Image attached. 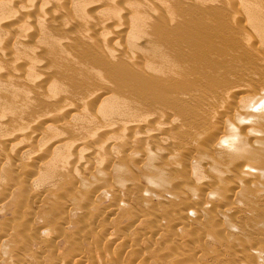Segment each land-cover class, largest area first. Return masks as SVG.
I'll list each match as a JSON object with an SVG mask.
<instances>
[{"label": "rangeland", "instance_id": "rangeland-1", "mask_svg": "<svg viewBox=\"0 0 264 264\" xmlns=\"http://www.w3.org/2000/svg\"><path fill=\"white\" fill-rule=\"evenodd\" d=\"M1 1L5 4L0 2L4 9L0 6V13L3 12L0 14V77L5 78H0V264H264V171L261 170L264 168V40H259V43L256 38V44L255 41L248 42V37L254 39L255 32L243 23L244 26L240 24L239 28L242 26L246 33L243 35L242 28L240 32H236L240 29L233 25L236 18L232 13L235 9L234 12L240 10L239 13L256 10L264 14V0H239V3L238 0H231V4L238 3L239 8H236L235 3L236 7L231 5L229 0H178L181 3L180 9L177 8V0V5L174 0H8V3H15H9L8 7L6 0ZM215 1L218 4H215ZM212 3L215 4L214 7L219 5L218 9L225 8H215L220 13L218 15L225 18L224 22L222 17L214 16L217 11ZM229 5L234 7L231 8L232 11ZM187 7L190 11L194 9L198 18L206 13L209 18L203 20L202 16V19L199 18L201 21L213 19V23L220 25L221 22L225 24V21L229 20L228 24H221L224 27H219L226 34L227 30L231 29L225 26L232 25V32L228 31L227 38L225 37L223 42L220 41L224 44H217L215 41L218 39H214L217 46L213 45L215 49L220 48V45L223 50H227L222 53H226V56L222 57V51H218L222 48L215 50L213 46H209L212 44L202 39L205 38L203 31H207L200 27L206 23H199L200 20L195 18L196 14L192 11L190 14ZM228 7L232 14L226 12ZM227 14L231 16L229 19ZM141 15L143 17H140ZM179 17L182 18L178 19ZM181 19L186 22L185 25ZM239 19L241 18L237 17L236 20L241 22ZM216 20L221 22L217 23ZM230 21L233 24L230 25ZM153 22L157 26L159 23L161 27L155 25L156 29L152 26ZM176 23H179V30L176 29ZM191 23H194L195 29ZM182 26L186 28L180 30ZM150 28L156 31L161 28L160 31L164 34H158L160 31H152ZM190 28L195 30V34L198 33L197 36L201 31L204 35L200 34V39L193 38V35L190 37V33L194 31ZM175 29L179 34L184 33L186 29L187 33L190 32H185L187 35H179ZM170 31L176 32L175 36ZM144 32L150 34L146 35ZM229 33L235 36L229 35L228 38ZM171 35L180 42L171 39ZM189 37L197 40H194V46L196 43L203 45L205 42V48L206 45L212 47L214 52L216 51L215 54L211 48L212 54L208 51L209 48L206 50L204 45L185 47L183 42L191 41ZM114 40L121 47L124 44L127 51L124 46V50H115L114 48L119 46H115ZM168 40H172V43ZM198 40L202 43H198ZM126 42L131 47V54L128 52L129 47L125 45ZM163 42L168 44L164 45ZM149 44L154 46V50L149 48ZM252 44L254 49L257 47L259 50L255 49L256 52H253ZM224 45H227V49ZM165 46L172 50V53L166 51ZM184 47L189 50L183 51ZM200 47L203 48L202 51L206 50L205 55L202 52L204 57L199 54ZM148 48L153 51L149 53L156 54L151 56L148 53V56ZM11 49L12 53H16H10ZM108 50L116 55L117 50L124 53L118 54L122 55L121 60L117 56L118 64L113 63L116 59L112 58L111 62V57L107 58L106 53L110 54ZM190 50L194 53L198 51L200 56L196 53L197 56L194 55L202 59L197 61L198 64L194 61L196 59H192L193 52ZM125 51L131 60H128ZM143 51L146 54L144 57ZM100 52L103 56L106 54L104 58ZM165 53L169 54L168 57ZM55 54L59 58L56 59ZM160 54L162 58L159 57ZM69 55L74 57L75 61L67 58ZM176 55L181 57L177 58ZM132 58L135 63L129 64ZM42 60L47 62V66H44L45 61ZM164 60H169L167 66ZM108 61L111 66L116 67L111 69ZM151 62H155V65ZM207 62L208 65H213L209 67ZM159 63L161 66L163 63L165 67L159 66ZM86 64H90L88 68ZM128 64L132 68L137 67V70L131 69ZM34 65L39 66L41 70H37L43 76L35 68V71H32ZM172 65L175 68L171 67ZM144 66L161 72H150L151 69L149 71ZM45 67L50 68L47 71ZM64 67H67V70L74 69L67 71ZM115 68L118 70L115 71ZM176 68L180 70L174 71ZM95 69L100 72H93ZM104 69L105 75L116 74L109 75V78L112 77L111 82L107 76L103 79ZM6 70L10 71L8 76ZM60 70H66L64 74L67 76L63 73L60 76ZM3 71L4 73H1ZM53 71L56 74H49ZM131 76H135V80L132 79L134 86L130 80ZM150 76L152 79H149ZM73 77L75 80L70 79ZM139 78L141 81L136 84ZM148 79L149 82L152 80L151 85H155L152 87L154 91L150 84H140L148 82ZM153 79H157V83L163 88L160 89L156 82L157 85L154 84ZM19 80L21 83H18ZM75 81L77 82L74 84ZM166 84L174 91H170L168 87L166 89ZM146 85L150 91L146 90ZM49 86H52V90ZM54 86H57L56 89ZM107 86L109 89L107 88L106 93ZM137 87L143 88V92L141 89L139 92ZM96 88L105 91V95L99 89V93L103 95L100 97ZM61 92L65 94L66 100ZM256 96L262 99L257 97L256 100ZM36 99L38 100L35 101ZM253 99L260 101L257 103H261L262 107ZM252 100L253 104L256 103L253 108L252 102H249ZM57 103L62 106L54 107ZM106 104L112 106L107 107ZM121 104L125 106L122 107ZM244 104L250 105L247 112L241 109ZM104 105L106 109L101 107ZM235 108L243 112L238 113L239 110ZM245 113L251 114L246 115L249 119L251 117V121ZM46 116L50 120L45 119ZM40 118H44L45 122L42 119L40 122ZM225 119H233L238 126L234 123L236 128H225ZM51 120L59 123H53ZM48 126L56 127L48 129ZM217 129H220L218 133ZM257 129H261L260 133ZM221 130L223 134L229 131L234 136L233 138L229 134L234 139L233 143L237 145L223 146L225 137L229 135H222ZM255 130L258 133H255ZM77 143H81L78 148L75 147V144L79 146ZM76 152H80L79 155ZM258 164H261V169ZM214 221L216 224H213Z\"/></svg>", "mask_w": 264, "mask_h": 264}, {"label": "bare ground", "instance_id": "bare-ground-1", "mask_svg": "<svg viewBox=\"0 0 264 264\" xmlns=\"http://www.w3.org/2000/svg\"><path fill=\"white\" fill-rule=\"evenodd\" d=\"M4 1H5V0H4ZM6 1H7V7H8L10 1H9V3H8V0H6ZM6 1H5V2H6ZM12 1H13V0H12ZM15 1H16V0H15ZM216 1H217V0H216ZM216 1H215V2H216ZM222 1H223V0H221L220 2H222ZM242 1H243V0H242ZM244 1H245V0H244ZM253 1L255 2L256 0H253ZM253 1H251V2H253ZM0 2H2V1L0 0ZM174 2H176V1L174 0ZM174 2H173V3H174ZM177 2H178V0H177ZM177 2L174 3V4L177 5ZM228 2H230V4H231V0H229ZM239 2H241V1L238 0V3H239ZM248 2H249V1H248ZM254 2H253V3H254ZM263 2H264V1H263ZM2 3H4V2H2ZM2 3H1V5H2ZM223 3H225V1H224ZM234 3H235V2H232L231 5H234ZM238 3H237V4H238ZM257 3H258V2H257ZM261 3H262V2H261ZM4 4H5V3H4ZM4 4H3V5H4ZM10 4H13V2L10 3ZM14 4H15V3H14ZM14 4H13V5H14ZM74 4H75V3H74ZM180 4H181V3L178 2V6H179ZM212 4H213V3H212ZM215 4H218V3L216 2ZM215 4H213V8H214V9L217 8V6H219V5H217L216 7H214ZM235 4H236V3H235ZM237 4H236V6H237ZM240 4H242V3H240ZM244 4H245V3H244ZM244 4H243V5H244ZM255 4H256V3H255ZM1 5H0V6H1ZM76 5H77V4H76ZM76 5H75V6H76ZM78 5H79V4H78ZM78 5H77V6H78ZM220 5H222V4H220ZM231 5H229V7H230V11H232V9H234V7H236V6L234 5V7L232 8ZM246 5L248 6L247 1H246ZM259 5H260V3H259ZM10 6H11V5H10ZM224 6H225V5H224ZM239 6H240V5H239ZM239 6H237L236 8H239ZM251 6H252V4H251ZM263 6H264V5H263ZM2 7H3V6H1V8H2ZM5 7H6V6H5ZM5 7H4V8H5ZM229 7L226 8V9H227L226 12L228 11ZM244 7H245V5H244ZM244 7H243V8H244ZM255 7H256V6H255ZM257 7H258V6H257ZM261 7H262V6H261ZM177 8L180 9V6L177 7ZM189 8H190V7H189ZM222 8H223V7H222ZM222 8L220 7L219 9L221 10ZM231 8H232V9H231ZM245 8H246V7H245ZM2 9H3V8H2ZM185 9H186V7H185ZM187 9H188V7H187ZM191 9H192V8H191ZM219 9L217 8V10H219ZM223 9L225 10V8H223ZM223 9H222V10H223ZM241 9H242V8H241ZM248 9H249V8H248ZM261 9H262V8H261ZM3 10H4V9H3ZM3 10H1V12H2ZM181 10H182V8H181ZM188 10H189V9H188ZM193 10H194V9H193ZM193 10H191V11L195 13V10H194V11H193ZM215 10H216V9H215ZM217 10H216V11H217ZM234 10H235V9H234ZM234 10H233V12H232L233 15H234V18H236V19H237V17L241 18V19H239V20H241V22H240V21L238 22V20L235 19L236 21L233 20V21H234V24L231 23V21H230V25H231V24H233V25H237V27L239 28L240 24L242 25V23H243V24H246L247 26H249L250 28H252V30H254V32H255V37H254L253 40H252L250 37H248V38H247L248 42H249V41H251V42L253 41V43H254V41L256 40V38H258V39H257L258 42H259V40H260V41H261V40H264V14H263L262 12H258V11H256V10H253V11L245 10L244 13H239V12H240L239 9H237V10H239V11H237V12H236V11L234 12ZM242 10H243V9H242ZM257 10H258V9H257ZM179 11H180V10H179ZM183 11H184V10H183ZM185 11H187V10H185ZM191 11L189 10L190 14H192ZM204 11H205V10H204ZM211 11H212V10L209 11L210 14L212 13ZM4 12H5V11H4ZM205 12H206V11H205ZM207 12H208V11H207ZM209 12H208V13H209ZM214 12H215V11H214ZM220 12H222V11H220ZM224 12H225V11H224ZM228 12H229V11H228ZM2 13H3V12H2ZM2 13H0V14H2ZM182 13H183V12H182ZM194 13H193V16H194ZM200 13H204V12H200ZM208 13H207V14H208ZM216 13H217V15H214V16H216V17H222V16L218 15L219 11H217ZM229 13H230V12H229ZM232 13H230V14H232ZM170 14H171V13H170ZM185 14H186V13H185ZM187 14H188V12H187ZM187 14H186V15H187ZM195 14H196V13H195ZM205 14H206V13H205ZM205 14H204L205 18H204V16H203L202 14H200V15L203 16V20H204V19L207 20V19L209 18V17H208L207 15H205ZM213 14H214V13H213ZM213 14H211V15H213ZM219 14H220V13H219ZM225 14H226V13H225ZM239 14H240V15H239ZM188 15H189V14H188ZM208 15H209V14H208ZM211 15H210V17L213 18ZM228 15H229V14H227V16H228ZM183 16H184V14H183ZM191 16H192V15H191ZM191 16H190V17H191ZM196 16H197V14H196ZM202 16H201V17L199 16V18L202 19ZM224 16H225V15H224ZM227 16H225V17H227ZM138 17H139V15H138ZM138 17H137V18H138ZM140 17H143V16L141 15ZM177 17H178V16H177ZM177 17H176V18H177ZM188 17H189V16H188ZM206 17H207V18H206ZM216 17H215V18H216ZM230 17H231V16L229 15V17H228L227 19H229ZM170 18H172V17L170 16ZM180 18H182V17H179L178 19H180ZM185 18L188 19L187 17H185ZM195 18H198V16L195 17ZM199 18H198V21L200 20ZM223 18H224V17H222V19H221V18H220V19L223 21V20H225V18H224V19H223ZM234 18H233V19H234ZM139 19H140V18H138V20H139ZM186 19H185V20H186ZM189 19H190V18H189ZM220 19H219V20H220ZM242 19H243V20H242ZM140 20H141V19H140ZM140 20H139V21H140ZM143 20H144V19H143ZM168 20H169V19H168ZM181 20H182V22H183V19H181ZM185 20H184V21H185ZM190 20H193V19H190ZM206 20H205V21H201V20H200V22H199V23H201V24H202V22H205V23H206V24L203 23V24H205V25H204V26L202 25L203 27H200V28H203V30L205 29V30L207 31V32L203 31V32L205 33L206 36L202 33V31H201V33H200V32H199V33L201 34V36H202V34L204 35L205 38H202V39H205V40H206V43H208V44H212V45H209V46H213V45H215L217 42L220 43V41L224 40L225 37L227 36L226 34H227V32H228L229 30H227L226 34H224V33L222 32V29H220V28H221V27H224V26H222V25L228 24L229 20H228V21L226 20L225 22H227V23H225V24H223L224 21L221 22V21H217V20H216L217 23H220V22H221V23H220V25L222 24L221 27H219L220 25H216L215 23H213V22H215V21H212L213 19H212L211 21H209L210 19H209L208 21H206ZM214 20H215V19H214ZM230 20H231V19H230ZM39 21H40V20H39ZM146 21L148 22V20H146ZM157 21H158V20H157ZM169 21H171V19H170ZM187 21H188V20H187ZM193 21H194V20H193ZM195 21H196V20H195ZM195 21H194V22H195ZM198 21H197V22H198ZM242 21H243V22H242ZM137 22H138V21H137ZM143 22H144V21H143ZM155 22H156V20H155ZM174 22H175V21H174ZM178 22L180 23V21H178ZM197 22H196V23H197ZM244 22H245V23H244ZM131 23H132V22H131ZM148 23H149V22H148ZM179 23H178V24H179ZM183 23H184V22H183ZM185 23H186V22H185ZM185 23H184V25H185ZM188 23H189V22H188ZM188 23H187V24H188ZM196 23H195V24H196ZM142 24H143V23H141V25H142ZM150 24H151V23H150ZM160 24L162 25L161 20H160ZM178 24L176 23L175 26H177ZM191 24H192V23H191ZM193 24H194V23H193ZM193 24H192V26H193ZM197 24H198V23H197ZM201 24H200V25H201ZM20 25H21V24H20ZM136 25L138 26L137 23H136ZM153 25H154V26H153ZM155 25L157 26V24H154V22H153L152 26H153V27H156ZM161 25H159V23H158V26H157V27H159V26L161 27ZM182 25H183V24H182ZM246 25H245V26H246ZM39 26H41V23H40ZM130 26H131V25H130ZM130 26H129V27H130ZM150 26H151V25H150ZM152 26H151V27H152ZM180 26H181V24H180ZM190 26H191V25H190ZM227 26H228V25H227ZM227 26H225V28H227V29H228V28L231 29V31H229V32L231 33V32H232V25H231V26H228V27H227ZM242 26H244V25H242ZM242 26H241L240 28H242ZM21 27H22V26H21ZM157 27H156V29H157ZM188 27H189V24H188ZM196 27H197V26H196ZM198 27H199V25H198ZM230 27H231V28H230ZM18 28H19V26H18ZM172 28H173V27H172ZM174 28H175V27H174ZM178 28H179V27L177 26L176 29L179 30ZM180 28H181L180 30H182V28H186V26H185V27L182 26V27H180ZM193 28L195 29V26H193ZM193 28H190V29L194 30ZM225 28H224V29H225ZM240 28H239V29H240ZM151 29H152V31H153V30L156 31V29H153V28H150L149 30H151ZM170 29H171V28H170ZM176 29H175V30H176ZM197 29H198V28H197ZM234 29L236 30V28H234ZM234 29H233V30H234ZM242 29H243V28H242ZM160 30H161V28H160V29L158 28V30H157L156 32H158V31H160ZM171 30H174V29H171ZM177 30H176V32H177ZM188 30H189V28H188ZM192 30H191V31H192ZM235 30H234V31H235ZM237 30H238V29H237ZM252 30H250V31H252ZM16 31H17V30H16ZM152 31H151V32H152ZM186 31H187V29H186ZM186 31H184V33H185ZM198 31H200V30L198 29ZM224 31H226V30H224ZM240 31H241V29H240L239 31H236V32H240ZM243 31H244V29H243ZM116 32H117V31H116ZM147 32H148V31H147ZM170 32H172V31H170ZM173 32H174V31H173ZM173 32H172V34L174 35L176 32H175V33H173ZM179 32H180V31H179ZM189 32H190V31H189ZM189 32H188V33H189ZM193 32H194V33H193ZM5 33H6V32H5ZM8 33H9V32H8ZM110 33H112V32H110ZM110 33H109V36H110ZM144 33H145V32H144ZM162 33H163V32L160 31L158 34H162ZM177 33H178V32H177ZM181 33H182V32H180V34H181ZM184 33H182V34H184ZM186 33H187V32H186ZM186 33H185V34H186ZM188 33H187V34H188ZM230 33L228 34V38H229ZM245 33H246V32L244 31L243 35H244ZM9 34H10V33H9ZM17 34H18V32H17ZM24 34H25V33H24ZM82 34H83V33H82ZM145 34H146V35H147V34L149 35L150 33H145ZM152 34H153V32H152ZM152 34H151V35H152ZM163 34H164V33H163ZM167 34H168V33H167ZM167 34H166V35H167ZM178 34H179V33H178ZM178 34H176V35H178ZM180 34H179V35H180ZM187 34H186V35H187ZM190 34H191V35H189V36H190V37H193V36H194L193 38H195V37H196V38H197V37L199 38V37H200V34H199V36L196 35V34H198L197 32H196V34H195V30L192 31ZM234 34H235V33H234ZM7 35H8V34H7ZM10 35L12 36V34H10ZM80 35H81V34H80ZM153 35H154V34H153ZM186 35L183 36V38L186 37ZM192 35H193V36H192ZM224 35H225V36H224ZM231 35H232V34H231ZM231 35H230V36H231ZM240 35H242V33H241ZM20 36H21V35H20ZM27 36H28V35H27ZM83 36H84V34H83ZM111 36H112V34H111ZM167 36H168L167 38L169 39V34H168ZM171 36H172V35H171ZM174 36H175V35H174ZM232 36H235V35H232ZM16 37H17V36L15 35V38H16ZM21 37H22V36H21ZM25 37H26V35H25ZM152 37H153V36H152ZM152 37H149V39L151 38V39L153 40L154 38H152ZM154 37H155V39H156V36H154ZM159 37H160V36H159ZM162 37H163V36H162ZM165 37H166V36H165ZM172 37H173V36H172ZM176 37H177V36H176ZM190 37H189V39H191V41L188 40V38H186L185 41L188 40L189 42H188V41L185 42L186 44L183 42L184 46H185V45H186L185 47H187V46H190V47H195V46H197V45H198L197 43L195 44V46L193 45L194 42L197 41V40H196V39H192V38H190ZM19 38H20V37H19ZM23 38H24V37H23ZM26 38H27V37H26ZM127 38H128V36H127ZM130 38H131V37H130ZM157 38H158V37H157ZM174 38H175V37H173V38H171V39H174ZM177 38L180 39V37H177ZM177 38H176V39H177ZM226 38H227V37H226ZM231 38H232V37H231ZM17 39H18V38H17ZM21 39H22V38H21ZM164 39H165V38L163 37L162 40L164 41ZM199 39H200V38H199ZM202 39H201V40H202ZM214 39H218V41H215ZM234 39H235V38H234ZM63 40H64V39H63ZM111 40H112V39H111ZM111 40H110V41H111ZM127 40L129 41V39H127ZM135 40H136V39H135ZM147 40H148V37H147ZM162 40H161V38H160V42H159L160 44L162 43V42H161ZM174 40H175V39H174ZM174 40H173V41H174ZM194 40H195V41H194ZM201 40H198V43H199V41L201 42ZM205 40H204V41H205ZM207 40H209V41H213V42L215 41L216 43L214 42V44H213V42L210 43L209 41L207 42ZM16 41H17V40H16ZM59 41H60V40H59ZM59 41H58V42H59ZM116 41H117V40H116ZM125 41H126V40H125ZM125 41H124V43H125ZM132 41H133V40H132ZM165 41H166V40H165ZM202 41H203V40H202ZM19 42H20V41H19ZM39 42H40V41H39ZM114 42H115V40H114ZM155 42H156V41H155ZM168 42H171V43H172V40H171V41L168 40ZM175 42H180V40H179V41L175 40ZM222 42H223V41H222ZM222 42H221L220 44H224V43H222ZM56 43H57V42H56ZM59 43H60V42H59ZM115 43H116V42H115ZM126 43H127V42H126ZM131 43H132V42H130L129 44H131ZM135 43H136V41H135ZM146 43H147V42H146ZM164 43H165V42H163V44H164ZM166 43H167V42H166ZM166 43H165V44H166ZM201 43H202V42H201ZM204 43H205V42H203V45H204ZM218 43H217V44H218ZM256 43H257V42L255 41L254 44H256ZM259 43H260V42H259ZM16 44H17V43H16ZM147 44H148V43H147ZM157 44H158V42H157ZM160 44H159V45H160ZM165 44H164V45H165ZM167 44H168V43H167ZM169 44H170V43H169ZM217 44H216L215 46H217ZM248 44H249V43H248ZM254 44H252V47H253ZM0 45H1V44H0ZM48 45H49V44H48ZM56 45H57V44H56ZM125 45L128 46V43L125 44ZM135 45H136V44H135ZM159 45H157L158 48H159ZM170 45H171V44H170ZM170 45H168V47H169ZM175 45H176V43H175ZM199 45H200V43H199ZM199 45H198V47H199ZM203 45H200V46L203 47ZM249 45H251V44H249ZM14 46H15V44H14ZM112 46H114L113 43H112ZM115 46H119V47H117V48H116V47H115V48L113 47L115 50L118 49V48H122V49L124 50V48H125L124 44H123L122 47H121V46L119 45V43H118V45H117V43H116ZM123 46H124V48H123ZM131 46H132V44H131ZM146 46H147V45H146ZM149 46H150V47H149ZM149 46H148L149 48H151V49L154 50V48H153L154 46H152L151 44H149ZM151 46H152V47H151ZM155 46H156V45H155ZM162 46H163V45H162ZM162 46H161V47H162ZM171 46H174V45H171ZM207 46H208V45H206V48H209L208 51H210V48H211V51L214 52V49H215L214 46H213L214 49H213L212 47H209V46L207 47ZM226 46H227V45H224L223 47L226 48ZM16 47H17V46H16ZM16 47H15V48H16ZM47 47H48V46H47ZM47 47H46V49H47ZM62 47H63V46H62ZM128 47H129V48H128V49H129L128 52L131 54V51H130V48H131V47H130V45H129ZM132 47H133V46H132ZM141 47H142V46H141ZM165 47H167V46H165ZM165 47H163V48H165ZM168 47H167V48H168ZM177 47H178V46H177ZM177 47H176V49H177ZM185 47H184V50H183V51L189 50V49H187L188 47H187V48H185ZM201 47H200V49H201ZM218 47L222 48L220 45H218ZM249 47H250V46H249ZM13 48H14V47H13ZM110 48H111V47H110ZM110 48H109V49H110ZM144 48H145V47H144ZM149 48H148V50L146 49V54H147V55H148V53L151 51V50L149 51ZM163 48H162V50L165 52V49H163ZM167 48H166V51L169 50V48H168V49H167ZM204 48H205V45H204ZM206 48H205V49H206ZM220 48H218V49H220ZM114 49H113V50H114ZM122 49H120V50L123 52ZM125 49H126V51H127V48H125ZM138 49H140V48H138ZM155 49H157V48L155 47ZM170 49H174V48H170ZM191 49H192V48H191ZM205 49H204V50H205ZM218 49H215V50H218ZM226 49H227V48H226ZM253 49H254V47H253ZM253 49H252V50H253ZM255 49L257 50V47H256ZM255 49L253 50V52L255 51ZM16 50H17V49H16ZM115 50L112 51V52L114 53ZM193 50H194V49H193ZM193 50H192V51L190 50L191 53L193 52V53H192V54H193L192 59H193V60L196 59V60H194V61L197 62V61L202 60V59H200V58H198V57H199L200 55L203 54L202 52H204V55H205V53H206L205 51H206L207 49H206L205 51H202L203 48H202L201 50H199V48H198L197 50L201 51V53L199 52L200 55L197 54L198 51H195V53L198 55V57H196L197 55L194 53ZM249 50H250V49H249ZM258 50H259V49H258ZM258 50H257V51H258ZM1 51H3V50H1ZM5 51H6V50H5ZM11 51H12V49L10 50V53H12ZM52 51H53V49H52ZM106 51H107V50H106ZM106 51H104V52H106ZM108 51H109V50H108ZM117 51H118V52H117L118 54H122V52L119 53V50H117ZM126 51H125V55H128V57H129V54H126V53H127ZM137 51L139 52L140 50H136V52H137ZM147 51H148V52H147ZM163 51H161L162 54H163ZM169 51H171V53H172V50H169ZM208 51H207V52H208ZM211 51H210V52H211ZM218 51H219V52L222 51V52H220V53L222 54V53L226 52L227 50H223V48H222V50H218ZM218 51H217V53H219ZM223 51H224V52H223ZM3 52H4V51H3ZM14 52H15V51H14ZM14 52H13V53H14ZM102 52H103V51H102ZM102 52H100V53L102 54ZM143 52H144V51H143ZM143 52H141V53H143ZM151 52H153V51H151ZM173 52L175 53V50H174ZM186 52H187V51H186ZM215 52H216V51H215ZM215 52H214V54H215ZM250 52H251V51H250ZM255 52H256V51H255ZM6 53H7V52H6ZM10 53H9V54H10ZM13 53H12V54H13ZM15 53H16V52H15ZM55 53H56V52H55ZM109 53H110V54H108V52H107V53H106L107 55L104 54V56L106 55L107 58H110V57H111V58H110L111 62H113V61H112L113 59H116V60L113 62V63H115V64H118V63H117V60H118V59H117V58H118L117 56H119V57H120L119 60H121V56L124 55V53H123L122 55H118V54L116 55V54H113V53L111 54L110 51H109ZM168 53H169V52H168ZM184 53H185V52H184ZM208 53H209V52H208ZM47 54H48V53H47ZM47 54H46V55H47ZM49 54H50V52H49ZM57 54H58V53H57ZM66 54H67V53H66ZM139 54H140V53H139ZM143 54H145V52H144ZM146 54L143 55V57L146 56ZM149 54H151V56H152V54H153V56H154V54H156V53L154 52V53H149ZM169 54H170V53H169ZM169 54H167V55H169ZM175 54H177V53H175ZM182 54H183V53H182ZM182 54H181V56H182ZM192 54H191V55H192ZM209 54H210V53H209ZM209 54L207 55L208 57H209ZM211 54H212V52H211ZM214 54H213V55H214ZM221 54H220V57H221ZM225 54H226V53H225ZM225 54H222V57H223V55H225ZM15 55H16V54H15ZM50 55H51V54H50ZM52 55H53V54H52ZM55 55H56V54H55ZM109 55H110V56H109ZM112 55H116V56H114V57H116V58L112 57ZM141 55H142V54H141ZM141 55H140V56H141ZM157 55H158V54H157ZM165 55H166V53H165ZM165 55H163V57H164ZM167 55H166V56H167ZM185 55H186V54H184V56H185ZM187 55H188V53H187ZM189 55H190V54H189ZM194 55H196V56H194ZM204 55H202V56L204 57ZM12 56H13V55H12ZM12 56H11V57H12ZM57 56H58V55H56V59L59 58V56H58V57H57ZM65 56H66V55H65ZM104 56H103V54H102V57H103V58H104ZM108 56H109V57H108ZM130 56H131V55H130ZM138 56H139V55H138ZM138 56H137V53H136V57H137V58H138ZM148 56H149V55H148ZM155 56H156V55H155ZM171 56H172V55H171ZM171 56H170V57H171ZM179 56H180V55H179ZM179 56L177 57V55H176L177 58H179ZM181 56H180V57H181ZM210 56H211V55H210ZM216 56H217V54H216ZM225 56H226V55H225ZM7 57H8V56H7ZM52 57L54 58V56H52ZM60 57H61V55H60ZM62 57L64 58V56H62ZM62 57H61V58H62ZM100 57H101V56H100ZM126 57H127V56H126ZM159 57L162 58L161 54H160ZM167 57H168V56H167ZM167 57H165V59H168ZM172 57H173V56H172ZM172 57H171V58H172ZM176 57H175V58H176ZM185 57H186V56H185ZM185 57H184V58H185ZM189 57H190V56H189ZM189 57H187V60L189 59ZM195 57H196V58H195ZM0 58H1V57H0ZM29 58H31V57H29ZM29 58H27V60H28ZM45 58H46V57H45ZM49 58H50V56H49ZM49 58H48V59H49ZM67 58H72L73 60L75 59L74 57H71L70 55H69V57H67ZM103 58H102V59H103ZM112 58H113V59H112ZM161 58H160V59H161ZM218 58H219V56H218ZM9 59H10V58H9ZM36 59H37V58H36ZM56 59L54 58V60H56ZM122 59H127V58L122 57ZM132 59L134 60V58H132ZM148 59H149V57H148ZM148 59H147V60H148ZM150 59H151L152 61L154 60L152 57H150ZM156 59H157V58H156ZM160 59H159V60H160ZM173 59H174V58H173ZM204 59H205V58H204ZM10 60H11V59H10ZM34 60H35V59H34ZM39 60H40V59H39ZM39 60H38V61H39ZM63 60H64V59H63ZM63 60H62V62H63ZM65 60H67V59L65 58ZM107 60H108V59H106V62H105L106 64H107ZM128 60H131L130 57H129ZM133 60H132V61H133ZM145 60H146V59H145ZM174 60H176V59H174ZM184 60H186V59H184ZM187 60H186V61H187ZM190 60H191V58H190ZM206 60H207V57H206ZM1 61H2V60H1ZM28 61H29V60H28ZM32 61H33V60H32ZM42 61H45V60H42ZM49 61H50V60H49ZM51 61H52V59H51ZM67 61H68V60H67ZM67 61H66V62H67ZM74 61H75V60H74ZM123 61H124V60H123ZM132 61H131L129 64H131V63H135V60H134L133 62H132ZM154 61H155V60H154ZM156 61H157V60H156ZM168 61H169V60H168ZM168 61L164 60L165 65H166V63H167ZM179 61H180V59H179ZM188 61H189V60H188ZM7 62H9V61H7ZM34 62H35V61H34ZM39 62H40V61H39ZM56 62H58V61H56ZM71 62H72V61H71ZM108 62H109V61H108ZM111 62H109V63H110V66H111ZM143 62H144V59H143ZM147 62H150V61H147ZM161 62H162V61H160V63H161ZM182 62H184V61H182ZM196 62H194V63H196ZM208 62H209V61H208ZM208 62H207V65H208ZM0 63H1V62H0ZM31 63H32V62H31ZM35 63H36V62H35ZM46 63H47V62L45 61L44 66H47ZM51 63H52V62H51ZM76 63H77V62H76ZM78 63H79V62H78ZM80 63H81V62H80ZM151 63H153V64L155 65V62H151ZM160 63H159V66H161ZM191 63H192V62H191ZM191 63H190V66H191ZM38 64H39V63H38ZM52 64H53V63H52ZM52 64H51V65H52ZM54 64H55V63H54ZM54 64H53V65H54ZM56 64H57V63H56ZM59 64H60V63H59ZM63 64H64V63H63ZM70 64H71V66H72V63H70ZM74 64H75V62H74ZM74 64H73V65H74ZM119 64H122V62H119ZM124 64H125V63H124ZM124 64H123V65H124ZM129 64H128V65H129ZM144 64H145V63H144ZM147 64H148V63H147ZM167 64H168V63H167ZM192 64H193V63H192ZM197 64H198V62H197ZM197 64H196V66H197ZM209 64H210V63H209ZM31 65H32V64H31ZM39 65H41V64H39ZM42 65H43V64H42ZM42 65H41V66H42ZM48 65L50 66L49 63H48ZM53 65H52V66H53ZM61 65H62V64H61ZM65 65L67 66V64H65ZM89 65H90V64H89ZM89 65L86 64V68H88L87 66H89ZM132 65H133V64H132ZM154 65H152V66H154ZM156 65H158V64H156ZM162 65L164 66L163 63H162ZM187 65H188V64H187ZM193 65H195V64H193ZM210 65L212 66L213 64H210ZM210 65H208V66L210 67ZM11 66H12V65H11ZM32 66H33V65H32ZM34 66H35V65H34ZM37 66H38V65H37ZM37 66L33 67V68H32V69H33L32 71H35V70H34V68H35L36 71L38 72L37 69L39 68V66H38V67H37ZM69 66H70V65H69ZM71 66H70V67H71ZM75 66H76V65H75ZM75 66H74V67H75ZM78 66H79V65H78ZM81 66H82V65H81ZM117 66H119V65H117ZM129 66H130V65H129ZM135 66H137V65L135 64ZM145 66H149V65H145ZM145 66H144V67H145ZM159 66H157V67H159ZM163 66H161V67H163ZM166 66H167V65H166ZM175 66H176V65H175ZM16 67H17V66H16ZM36 67H37V68H36ZM61 67H62V66H61ZM61 67H60V69H61ZM70 67H69V68H70ZM83 67H84V66H83ZM91 67H92V66H91ZM111 67H112L111 69H114V67H116V66H111ZM139 67H141V66H139ZM139 67H138V68H139ZM144 67H143V68H144ZM149 67H150V66H149ZM164 67H165V66H164ZM171 67H174V66L172 65ZM178 67H180V66H178ZM188 67H189V65H188ZM191 67L193 68V66H191ZM194 67H195V66H194ZM14 68H15V65H14ZM45 68H47V67H45ZM48 68H50V67H48ZM48 68H47V71H48ZM64 68H66V70H67V67H64ZM77 68H78V67H77ZM89 68H90V67H89ZM117 68H118V67H117ZM128 68H129V67H128ZM130 68L133 69V70H137V69H136L137 67L132 68V67L130 66ZM145 68H147V70H149V71H150V69H151L150 72H152V71L155 72V73H156V72H161V71H159V70H158V71H154V70L152 69V67H151V68L145 67ZM153 68H154V67H153ZM159 68H160V67H159ZM174 68H175V67H174ZM195 68H197V67H195ZM17 69H18V68H17ZM25 69H26V68H25ZM27 69H28V68H27ZM27 69H26V70H27ZM39 69H40V68H39ZM55 69H56V68H55ZM71 69H72V68H71ZM71 69H68V70H71ZM73 69H74V68H73ZM73 69H72V70H73ZM90 69H91V68H90ZM90 69H89V70H90ZM93 69H94V68H92L91 70H93ZM154 69H155V68H154ZM161 69H162V68H161ZM163 69H164V68H163ZM178 69H179V68H176V69H174V71H175V70L177 71ZM180 69H181V67H180ZM180 69H179V70H180ZM214 69H216V68H214ZM7 70H8V69H7ZM7 70H6L5 72L7 73V76H8V73H9L10 71L7 72ZM15 70H16V68H15ZM15 70H14V71H15ZM28 70L31 71V69H28ZM40 70H41V69H40ZM43 70H44V69H43ZM43 70H42V71H43ZM49 70H51V69H49ZM53 70H54V69H53ZM66 70H65V71H66ZM68 70H67V71H68ZM72 70H71V71H72ZM77 70H78V69H77ZM80 70H81V68H80ZM117 70H118V69H117ZM117 70H116V68H115V71H117ZM139 70H141V68H140ZM143 70H145V69H143ZM164 70H165V69H164ZM166 70H167V68H166ZM171 70H172V68H171ZM171 70H170V71H171ZM12 71H13V69H12ZM16 71H17V70H16ZM16 71H15V72H16ZM18 71H19V70H18ZM45 71H46V70H45ZM51 71H52V70H51ZM54 71H55V70H54ZM54 71L51 72V73H49V74L55 73ZM57 71H58V70H57ZM65 71H64V70H62V71L60 70V72H61V73H60V76H61L62 73L64 74ZM86 71H87V70H86ZM98 71L100 72V70H98ZM98 71L95 69V71H93V72L97 73ZM111 71H112V70H111ZM115 71H113V72H115ZM212 71H213V69H212ZM214 71H215V70H214ZM214 71H213V72H214ZM37 72H35V73H37ZM58 72H59V71H58ZM99 72H98V73H99ZM103 72H104V73H103ZM103 72H102V73L104 74L103 79L107 76L106 78H107V79H110V82H111V78H112V77L109 78V75H110V74H109V75H105V73H106V72H105V69H104ZM107 72H108V71H107ZM119 72H120V71H118V73H119ZM123 72H124V71H123ZM147 72H148V71H147ZM150 72H149V73H150ZM179 72H180V71H179ZM1 73H4V71L1 72ZM18 73H19V72H18ZM38 73H40V72H38ZM45 73H46V72H45ZM66 73H67V72H66ZM69 73H70V72H69ZM83 73H84V71H83ZM108 73H109V72H108ZM144 73H145V72H144ZM144 73H141V74H144ZM164 73H165V71H164ZM170 73L173 74L172 71H171ZM175 73H176V72H175ZM180 73H181V72H180ZM24 74H25V73H24ZM31 74H32V73H31ZM40 74H41V73H40ZM43 74H44V73H43ZM47 74H48V73H47ZM55 74H56V73H55ZM57 74H59V73H57ZM63 74H62V75H63ZM87 74H88V73H87ZM103 74H102V75H103ZM112 74H113V75H116V74H114V73H112ZM112 74H111V75H112ZM139 74H140V73H139ZM145 74H147V73H145ZM156 74H157V73H156ZM168 74H169V73H168ZM17 75H18V74H17ZM17 75H16V76H17ZM26 75H27V74H26ZM41 75H42V74H41ZM64 75H65V74H64ZM75 75H76V74H75ZM80 75H81V74H80ZM82 75H83V74H82ZM82 75H81V76H82ZM92 75H93V74H92ZM99 75H100V74H99ZM102 75H101V76H102ZM111 75H110V76H111ZM125 75L128 76L127 74H125ZM133 75H135V74H133ZM163 75H164V74H163ZM173 75H174V74H173ZM175 75H176V74H175ZM184 75H185V73L183 74V76H184ZM0 76H1V75H0ZM7 76H6V77H7ZM11 76H12V75H11ZM11 76H9V77H11ZM24 76H25V75H24ZM39 76H40V75H39ZM42 76H43V75H42ZM46 76H47V75H46ZM46 76H44V77H46ZM65 76H67V74H66ZM70 76H71V75H70ZM72 76H73V75H72ZM72 76H71V77H72ZM86 76H87V75H86ZM95 76H96V74H95ZM101 76H98V77L101 78ZM164 76H165V75H164ZM164 76H163L162 78H164ZM176 76H178V75H176ZM176 76H175V77H176ZM180 76H181V74H180ZM183 76H181V78H183ZM186 76H187V75H186ZM186 76H185V77H186ZM18 77H19V76H18ZM27 77H28V76H27ZM29 77H31V76H29ZM36 77H37V75H36ZM51 77H53V76L51 75ZM56 77H57V76H56ZM63 77H64V76H62V79H63ZM68 77H69V76H68ZM76 77H77V76H76ZM84 77H85V75H84ZM96 77H97V76H96ZM134 77H135V76H133V77L131 76V77H130L131 79H130V78H129V79L132 81V79H134ZM137 77H138V76H137ZM140 77H141V75H140ZM170 77L173 78V76H170ZM0 78H2V77H0ZM4 78H5V77H4ZM4 78H2V79H4ZM13 78H14V77H13ZM49 78H50V76H49ZM53 78H54V77H53ZM74 78H75V77H73V79H72V78H70V79H71V80H75ZM78 78H79V76H78ZM86 78H87V77H86ZM88 78H89V77H88ZM150 78L152 79L151 76L149 77V79H150ZM172 78H170V79H172ZM14 79L16 80V78H14ZM27 79H28V78H27ZM35 79H36V78H35ZM37 79H38V77H37ZM37 79H36V80H37ZM51 79H52V78H51ZM67 79H68V78H67ZM70 79H69V80H70ZM83 79H84V78H83ZM107 79H106V81H107ZM126 79H127V78H126ZM143 79H144V77H143ZM143 79H142V81H143ZM149 79L147 80L148 82H146V83H143V82H142V83H140V84H143V85H144V84H147V83H148V84L151 85L152 80H150L151 82H149ZM164 79H165V78H164ZM164 79H163V81H164ZM166 79H168V78H166ZM177 79H179V77H178ZM186 79H187V78H186ZM186 79H185V80H186ZM11 80H12V79H11ZM29 80H31V78H29ZM29 80H28V81H29ZM63 80H64V79H63ZM76 80H77V79H76ZM86 80H87V79H86ZM88 80H92V79H88ZM104 80H105V79H104ZM104 80H103V81H104ZM127 80H128V79H127ZM134 80H135V79H134ZM136 80H137V79H136ZM145 80H146V79H145ZM153 80H154V81H153L154 84H156L157 81H158L157 79H153ZM155 80H156V81H155ZM160 80H161V79H160ZM172 80H173V79H172ZM2 81H3V80H2ZM8 81H9V80H8ZM13 81H14V80H13ZM24 81H25V80H24ZM38 81H39V80H38ZM38 81H35V82H38ZM42 81H43V80H42ZM42 81H41V82H42ZM57 81H58V79H57ZM77 81H78V80H77ZM77 81H75L74 84H75ZM79 81H81V80H79ZM79 81H78V82H79ZM92 81H94V79H93ZM97 81H99V80H97ZM97 81H96V82H97ZM101 81H102V79H101ZM106 81H104V82H105V85H106ZM138 81H141L140 78H139V80H137V83H136V84H138ZM4 82H5V81H4ZM10 82H11V81H10ZM14 82H15V81H14ZM16 82H17V81H16ZM19 82H20V80L18 81V83H19ZM48 82L50 83V81H48ZM52 82H53V81H52ZM82 82H83V81H82ZM84 82H85V81H84ZM108 82H109V81H108ZM108 82H107V83H108ZM132 82H133V81H132ZM144 82H145V81H144ZM155 82H156V83H155ZM161 82H162V81H161ZM167 82H168V80H167ZM170 82H171V81H170ZM0 83H1V82H0ZM6 83H8V82H6ZM12 83H13V82H12ZM20 83H21V82H20ZM28 83H29V82H28ZM32 83H33V82H32ZM60 83H61V82H60ZM72 83H73V82H72ZM72 83H71V84H72ZM92 83H93V82H92ZM133 83H134V82H133ZM133 83H132V86L135 85V83H134V84H133ZM163 83H164V82H163ZM163 83H161V84H163ZM177 83H178V82H177ZM1 84H2V83H1ZM26 84H27V82H26ZM40 84H41V83H40ZM40 84H39V86H40ZM46 84H47V83H46ZM54 84H56V82H55ZM64 84H66V82H65ZM64 84H63L62 86H64ZM67 84H68V83H67ZM69 84H70V81H69ZM82 84H83V83H82ZM85 84H86V83H85ZM88 84H90V83H87V85H88ZM108 84H109V83H108ZM108 84H107V85H108ZM148 84H147V85H148ZM157 84H158V86H159V82H158ZM157 84H156V85H157ZM164 84H165V83H164ZM167 84H168V83H167ZM167 84H166V89H167V87H168V88L170 89V91H171V90L174 91V90L172 89V87L170 88V86L167 85ZM182 84H183V83H182ZM3 85H4V84H3ZM27 85H28V84H27ZM42 85H43V84H42ZM60 85H61V84H60ZM80 85H81V83H80ZM93 85H94V84H93ZM147 85H146V87L148 88ZM150 85H149V86H150ZM152 85H153V83H152ZM152 85H151V88L155 86V85H153V86H152ZM177 85H178V84H177ZM179 85H181V84H179ZM186 85H187V83H186ZM37 86H38V85H37ZM37 86H36V87H37ZM44 86H45V85H44ZM52 86H53V85H52ZM52 86H49V88H50V87L52 88ZM58 86H59V85H58ZM72 86H73V85H72ZM77 86H78V85H77ZM81 86H83V88H84V85H81ZM85 86H86V85H85ZM91 86H92V85H91ZM137 86H138V85H137ZM139 86H140V85H139ZM144 86H145V85H144ZM161 86H162V85H161ZM161 86H159V87H161ZM164 86H165V85H164ZM171 86H172V84H171ZM40 87H41V86H40ZM54 87H55V86H54ZM56 87H57V86H56ZM56 87H55V89H56ZM60 87H61V86H60ZM75 87H76V86H75ZM79 87H80V86H79ZM87 87H89V86H87ZM87 87H86V88H87ZM141 87H142V86H141ZM184 87H185V86H184ZM32 88H33V87H32ZM38 88H39V87H38ZM38 88H37V89H38ZM45 88H46V87H45ZM49 88H48V89H49ZM51 88H50V90H52ZM58 88H59V87H58ZM61 88H62V87H61ZM76 88H77V87H76ZM90 88H91V87H90ZM97 88H98V87H97ZM97 88H96V89H97ZM105 88H106V93H107V91H108V90H107L108 86L105 87ZM147 88H146V90H149V91H150V88H148V89H147ZM162 88H163V87H161L160 89H162ZM173 88H174V87H173ZM229 88H232V87H229ZM37 89H36V90H37ZM65 89H66V88H65ZM74 89H75V88H74ZM93 89H95L94 86H93ZM93 89H91V90H93ZM99 89H100V88H99ZM99 89H97V90H98V93H97V94H98L100 97H102L103 95L101 96V93H99ZM108 89H109V88H108ZM137 89H139V92H140V89H141V88H138V87H137ZM142 89H143V88H142ZM142 89H141V91H142ZM155 89H157V88H155ZM181 89H182V88H181ZM53 90H54V88H53ZM58 90H59V89H58ZM62 90H63V89H62ZM67 90H68V88H67ZM77 90H78V89H77ZM81 90H82V88H81ZM87 90H88V89H87ZM91 90H90V91H91ZM104 90H105V89H104ZM152 90H153V88H152ZM152 90H151V92H152ZM39 91H40V88H39ZM59 91H60V90H59ZM69 91H70V89H69ZM82 91H84V90H82ZM85 91H86V90H85ZM85 91H84V92H85ZM90 91H89V92H90ZM102 91H103V90L100 89V92H102ZM111 91H112V90H111ZM137 91H138V90H137ZM153 91H154V90H153ZM175 91H176V90H175ZM1 92H3V91L1 90ZM47 92H48V91H47ZM63 92L66 93V91H63ZM75 92H76V91H75ZM77 92H78V91H77ZM84 92H83V93H84ZM94 92H96V91H94ZM103 92H104L103 94L105 95V91H103ZM142 92H143V91H142ZM234 92H235V91H234ZM236 92H238V90H237ZM262 92H264V91H262ZM61 93H62V92H61ZM69 93H70V92H69ZM238 93H239V92H238ZM4 94H5V93H2V95H4ZM42 94H43V93H42ZM49 94H50V93H49ZM51 94H53V93H51ZM62 94H63V96L65 95L64 93H62ZM75 94H76V93H75ZM94 94H95V93H94ZM143 94H144V93H143ZM260 94H261V92H260ZM34 95H35V94H34ZM45 95H47V94H45ZM53 95H54V94H53ZM53 95H52V96H53ZM67 95H68V94H67ZM95 95H96V94H95ZM258 95H259V94H258ZM261 95H262V94H261ZM261 95H260V96H261ZM52 96H51V97H52ZM54 96H56V95H54ZM57 96H59V95H57ZM60 96H61V95H60ZM69 96H70V95H69ZM89 96H91V94H89ZM107 96H108V95H107ZM109 96H110V94H109ZM109 96H108V97H109ZM260 96H256L255 99H256L257 97H259V99L261 100L262 98H261ZM28 97H29V95L27 96L26 99H28ZM37 97H38V95H37ZM37 97H36V98H37ZM44 97H45V96H44ZM73 97H74V96H73ZM73 97H72V98H73ZM77 97H78V96H77ZM108 97H106V100H107V101H108V99H107ZM262 97H263V95H262ZM45 98H46V97H45ZM64 98H65V96H64ZM67 98H68V97H67ZM70 98H71V97H70ZM89 98H90V97H89ZM89 98H87V99H89ZM103 98H104V97H103ZM111 98H112V97H111ZM248 98H250V97H248ZM34 99H35V98H34ZM38 99H40V97H39ZM38 99H36L35 101H37ZM46 99H47V98H46ZM48 99H49V98H48ZM53 99H54V98H53ZM53 99H52V101H53ZM91 99H92V97H91ZM109 99H110V98H109ZM242 99H243V98H242ZM255 99H253V100H255ZM54 100H56V99H54ZM63 100H64V99H63ZM65 100H66V98H65ZM65 100H64V101H65ZM68 100L71 101L70 99H68ZM96 100H97V99H96ZM110 100H111V99H110ZM253 100H252V101H249L250 103L252 102V108H253V106H254L257 102H260V101H256V100H257V99H256V100H255L256 103L254 102L255 104H253ZM26 101H27V100H26ZM32 101H33V103L35 102L34 100H32ZM52 101H51V103H52ZM75 101H76V100H75ZM101 101H102V100H101ZM103 101H104V100H103ZM103 101H102V102H103ZM262 101L264 102L263 99H262ZM29 102H31V101H29ZM38 102H39V101H38ZM38 102H36V103H38ZM49 102H50V100H49ZM56 102H57V101H55V103H56ZM96 102H97V101H96ZM109 102H110V101H109ZM114 102H115V101H114ZM117 102H118V101H117ZM244 102H245V101H244ZM244 102H243V103H244ZM263 102H262V104H264ZM27 103H28V102H27ZM42 103H43V102H42ZM55 103H54V104H55ZM58 103H60V102H58ZM58 103H57L56 105L52 104V106H53V105H54V107H55V106L58 107L59 105L62 106V104H59V105H58ZM71 103H72V102H71ZM71 103H70V106H71ZM105 103H106V101H105ZM111 103H112V102H111ZM128 103H130V102H128ZM238 103H239V102H238ZM28 104H29V103H28ZM31 104H32V103H31ZM64 104H65V102H64ZM64 104H63V105H64ZM102 104H103V103H102ZM113 104L117 105L116 103H113ZM246 104H247V103H246ZM37 105H38V104H37ZM37 105H35V106H37ZM44 105H45V104H44ZM73 105H74V102H73ZM106 105H107V104H106ZM109 105H110V104H108L107 107H108ZM122 105H123V104H121V106H122ZM130 105H131V104H130ZM257 105H260V106H261V103H260V104L257 103ZM76 106H77V105H76ZM111 106H112V105H110V107H111ZM124 106H125V105H124ZM124 106H122V107H124ZM238 106H239V105H238ZM263 106H264V105H263ZM29 107H31V106H29ZM43 107H44V106H43ZM48 107H49V106H48ZM54 107H53V109H54ZM63 107H64V106H63ZM101 107L105 108V105H104V106H101ZM116 107H118V106H116ZM116 107H115V109H116ZM119 107H120V106H119ZM249 107H250L249 104H248V105H245V104H244V106H241V109H243V110H245V111L247 112V110L249 109ZM261 107H262V106H261ZM50 108H51V107H50ZM65 108H66V107H65ZM65 108H64V109H65ZM67 108H68V107H67ZM70 108H71V107H70ZM70 108H69V109H70ZM103 108H101V109H103ZM128 108H129V107H128ZM239 108H240V106H239ZM55 109H56V108H55ZM57 109H58V108H57ZM101 109H100V110H101ZM105 109H106V108H105ZM105 109H104V110H105ZM109 109H110V108H109ZM131 109H132V108H131ZM131 109H129V110H131ZM236 109H238V108H235V110H236ZM258 109H259V107H258ZM260 109H261V108H260ZM61 110H63V108H61ZM70 110H71V109H70ZM107 110H108V109H107ZM235 110H234V111H235ZM238 110H239V109H238ZM263 110H264V108H263ZM263 110H261V111L263 112ZM65 111H66V110H65ZM241 111H242V110H241ZM241 111L239 110L238 113L241 112ZM103 112H104V111L102 110V113H103ZM113 112H114V111H113ZM125 112H126V111H125ZM130 112H131V111H130ZM242 112H243V111H242ZM60 113H61V111H60ZM62 113H64V112H62ZM66 113H68V112H66ZM97 113H98V112H97ZM102 113H101V115H102ZM107 113H108V112H107ZM220 113H221V112H220ZM235 113H236V112H235ZM249 113H250V112H249ZM48 114H49V113H48ZM48 114H47V115H48ZM99 114H100V113H99ZM104 114H105V113H104ZM241 114H243V113H241ZM247 114H248V113H245V116H246ZM50 115H51V114H50ZM73 115H75V114H73ZM90 115H91V114H90ZM243 115H244V114H243ZM248 115H251V114H248ZM42 116H43V115H42ZM219 116H220V115H219ZM245 116H244V117H245ZM43 117H44V116H43ZM90 117H92V115H91ZM242 117H243V116H242ZM244 117H243V118H244ZM246 117H248L247 119H249V116H246ZM46 118H47V116L45 117V119H46ZM52 118H53V116L51 117V119H52ZM239 118H240V116H239ZM36 119H37V118H36ZM41 119L43 120L44 118H40V120H41ZM47 119H48V118H47ZM89 119H90V118H89ZM245 119H246V118H245ZM250 119H251V117H250ZM250 119H249V121L252 120V119H251V120H250ZM37 120H39V119H37ZM42 120H41L40 122H42ZM48 120H50V119H48ZM227 120H231V119H227ZM227 120L225 119L226 122H227ZM232 120H233V119H232ZM232 120H231V122L228 121V123H226V122L224 123V124H227V125H228V126L225 125V128H227V129H231V127H232V128L235 127L234 125L237 124V123H236V122H233ZM234 120L236 121V119H234ZM43 121H44V120H43ZM52 121H53V120H51V122H52ZM54 121H55V120H54ZM54 121H53V123H54ZM237 121H238V120H237ZM44 122H45V121H44ZM47 122H48V121H47ZM55 122H58V121H55ZM121 122H122V121H121ZM34 123H35V122H34ZM37 123L39 124V122H37ZM48 123H49V122H48ZM58 123H59V122H58ZM65 123H66V122H65ZM88 123H89V122H88ZM234 123H235V124H234ZM46 124H47V123H46ZM61 124H62V122H61ZM224 124H223V125H224ZM231 124H232V125H231ZM47 125H48V124H47ZM47 125H46V126H47ZM49 125H52V124H49ZM55 125L57 126V124H55ZM64 125H65V124H64ZM125 125H126V124H125ZM46 126H45V127H46ZM56 126H54V127H56ZM68 126H69V125H68ZM237 126H238V124H237ZM45 127H44V128H45ZM50 127H51V126H50ZM50 127L48 126V129H49ZM54 127L50 128V129H53ZM65 127H67V124H66ZM81 127H82V126H81ZM121 127H122V126H121ZM219 127H220V126H219ZM223 127H224V126H223ZM78 128H79V127H78ZM129 128H130V127H129ZM129 128L127 127V129H129ZM235 128H236V127H235ZM263 128H264V127H263ZM263 128H262V129H263ZM48 129H47V130H48ZM54 129H55V128H54ZM61 129H63V128H61ZM227 129H226V130H227ZM33 130H34V129H32V131H33ZM45 130H46V129H45ZM45 130H44V132H45ZM56 130H57V129H56ZM58 130H59V129H58ZM74 130H75V129H74ZM224 130H225V129H224ZM226 130H225V131H226ZM253 130H254V129H253ZM257 130H258V129H257ZM257 130H255V133L257 132ZM30 131H31V130H30ZM34 131H35V130H34ZM40 131H41V130H40ZM59 131H60V130H59ZM67 131H68V130H67ZM78 131L80 132V130H78ZM78 131H77V132H78ZM81 131H82V130H81ZM219 131H220V129H219V130L217 129V133H218ZM225 131H224V132H225ZM260 131H261V129L258 130L259 133H260ZM262 131H263V130H262ZM50 132H52V130H50ZM221 132H222V130H221ZM235 132H236V130H235ZM237 132H238V130H237ZM258 132H257V133H258ZM32 133H33V132H32ZM38 133H39V131H38ZM42 133H43V132H42ZM46 133H47V132H46ZM48 133H49V132H48ZM52 133H55V132H52ZM58 133H59V132H58ZM255 133H254V134H255ZM19 134L21 135V133H19ZM50 134H51V133H50ZM159 134H160V133H159ZM219 134H220V133H219ZM227 134H228V135L230 134L229 131L227 132ZM227 134H226V132H225V134H223V132H222V135H224V136L227 135ZM235 134H236V133H235ZM251 134H252V133H251ZM262 134H264V133L262 132ZM30 135H31V134H30ZM32 135H33V134H32ZM35 135H36V133H35ZM42 135H43V134H42ZM53 135H55V134H53ZM222 135H220V136L222 137ZM230 135L233 136L232 134H230ZM230 135H229V137H225V140H224V137H223L224 143H222L223 140H222V142H221L223 146H224V144H225V146L227 145L228 147H229V145H230V147H231V146L234 147V146H233L234 144L237 145V143H233V142H234V139H233L234 136H233V138H231ZM257 135H258V134H256V136H257ZM14 136H15V135H14ZM17 136H18V135H17ZM17 136H16V137H17ZM235 136H236V135H235ZM32 137H33V136H32ZM12 138L14 139L13 136H12ZM40 138H41V137H40ZM57 138H58V137H57ZM64 138H65V137H64ZM64 138H63V139H64ZM227 138H229V139L231 138V139H230V140H229V139L227 140ZM163 139H164V138H163ZM255 139H256V138H255ZM57 140H58V139H56V141H57ZM65 140H67V139H65ZM236 140H237V139H236ZM236 140H235V141H236ZM238 140H239V138H238ZM240 140H241V139H240ZM54 141H55V140H54ZM58 141H60V139H59ZM63 141H64V140H63ZM236 142H237V141H236ZM239 142H240V141H239ZM59 143H60V142H59ZM61 144H62V143H61ZM61 144H60V145H61ZM71 144H72V143H71ZM71 144H70V146H71ZM77 144H78V143H77ZM80 144H81V143L78 144L79 146H76V144H75V147H77V148L80 147ZM219 144H220V143H219ZM219 144H218V145H219ZM57 145H59V144H57ZM82 145H83V144H82ZM238 145H239V144H238ZM29 146H30V145H29ZM29 146H28V147H29ZM70 146H69V147H70ZM72 146H73V145H72ZM20 147H21V146H20ZM75 147H74V148H75ZM263 147H264V146H263ZM263 147H261V149H262ZM29 148H31V147H29ZM72 148H73V147H72ZM81 148H82V146H81ZM64 149H65V148H64ZM66 149H67V148H66ZM75 149H76V148H75ZM75 149H74V150H75ZM187 149H188V148H187ZM69 150H70V149H69ZM189 150H190V149H189ZM262 150H263V149H262ZM72 151H73V150H72ZM81 151H82V150H81ZM143 151H144V150H143ZM145 152H146V151H145ZM243 152H246V151H243ZM263 152H264V150H263ZM68 153H69V152H68ZM76 153H77V152H76ZM78 153H80V152H78ZM78 153H77V154H78ZM142 153H143V152H142ZM66 154H67V153H66ZM74 154H75V153H74ZM145 154H147V153H145ZM250 154H251V153H250ZM68 155H69V154H68ZM68 155H67V156H68ZM70 155H71V154H70ZM78 155H79V154H78ZM142 155H143V154H142ZM168 155H170V153H169ZM72 156H73V154H72ZM80 156H81V155H80ZM56 157H57V156H56ZM63 157H64V155H63ZM73 157H75V155H74ZM208 157H209V156H208ZM59 158H60V157H59ZM59 158H58V159H59ZM67 158H68V157H67ZM144 158H145V157H144ZM75 159H76V158H75ZM208 159H209V158H208ZM211 159H213V158H211ZM72 160H73V159H72ZM146 160H147V159H146ZM62 161H63V160H62ZM215 161H216V160H215ZM49 162H51V160H50ZM53 162H54V161H53ZM65 162H66V161H65ZM211 162H212V161H211ZM45 163H46V162H45ZM54 163H55V162H54ZM213 163H214V162H213ZM49 164H50V163H49ZM45 165H46V164H45ZM47 165H48V164H47ZM258 165L260 166L261 164H258ZM48 166H50V165H48ZM51 166H52V165H51ZM262 167H264V166L262 165ZM262 167L260 166L259 169H261ZM220 169H221V168H220ZM220 169H219V170H220ZM263 169H264V168L261 169L262 172L264 171ZM261 170H260V171H261ZM210 171H211V170H210ZM220 171H221V170H220ZM223 171H224V170H223ZM225 171H226V170H225ZM226 172H227V171H226ZM262 174H263V173H262ZM263 175H264V174H263ZM263 175H262V176H263ZM193 177H194V176H193ZM196 178H197V177H196ZM197 179H198V178H197ZM258 180H259V179H258ZM258 180H256V181H258ZM190 182H191V181H190ZM190 182H189V183H190ZM193 182H194V181H193ZM254 182H255V181H254ZM258 182H259V181H258ZM258 182H257V183H258ZM196 183H197V182H196ZM255 183H256V182H255ZM259 184H261V183H259ZM190 185H192V183H191ZM254 185H255V184H254ZM256 185H257V184H256ZM257 186H258V185H257ZM259 205H260V204H259ZM259 207H260V206H259ZM215 220H216V219H215ZM212 221H213V220H212ZM214 223H215V221L213 222V224H214ZM215 224H216V223H215ZM211 225H212V223H211ZM252 231H253V230H252ZM254 231H255V230H254Z\"/></svg>", "mask_w": 264, "mask_h": 264}]
</instances>
